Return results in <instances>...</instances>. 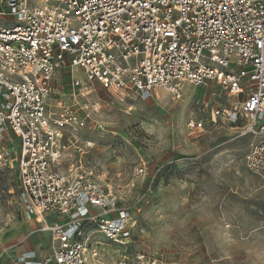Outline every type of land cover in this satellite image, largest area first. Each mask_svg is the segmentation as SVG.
Masks as SVG:
<instances>
[{
	"label": "built area",
	"instance_id": "1",
	"mask_svg": "<svg viewBox=\"0 0 264 264\" xmlns=\"http://www.w3.org/2000/svg\"><path fill=\"white\" fill-rule=\"evenodd\" d=\"M64 70L69 89L56 97ZM213 84L228 106L210 122L251 140L244 165L264 180V0H0V145H15L0 146V170L14 155L19 203L52 239L48 255L6 253L10 264H179L105 259L102 247L129 244L132 211L94 167L64 165L62 143L69 128L100 127L97 85L152 100ZM205 132L190 122L188 136Z\"/></svg>",
	"mask_w": 264,
	"mask_h": 264
},
{
	"label": "rangeland",
	"instance_id": "2",
	"mask_svg": "<svg viewBox=\"0 0 264 264\" xmlns=\"http://www.w3.org/2000/svg\"><path fill=\"white\" fill-rule=\"evenodd\" d=\"M70 76L62 72L56 97ZM96 89L105 103L94 115L100 127L67 129L62 151L64 165L94 167L132 211L129 244L102 247L105 259L151 254L179 264H264V180L244 165L251 140L210 122L212 107L228 106L221 87L186 85L180 97L162 92L152 100ZM193 120H204L206 132L188 136ZM6 145L15 152L10 140ZM18 194L12 155L0 170V264H8L6 253L51 250L50 234L26 215Z\"/></svg>",
	"mask_w": 264,
	"mask_h": 264
},
{
	"label": "snow or ice",
	"instance_id": "3",
	"mask_svg": "<svg viewBox=\"0 0 264 264\" xmlns=\"http://www.w3.org/2000/svg\"><path fill=\"white\" fill-rule=\"evenodd\" d=\"M240 2L243 3L244 0H240ZM224 10H225V11H228L229 9L226 8V9H224ZM117 32H119V29H117ZM115 39H116L115 37H111V38L109 39V42H111L112 40H115ZM78 43H79V42H78ZM116 43H119V41L116 40ZM77 63H79V61H77ZM102 75H103V74H102ZM103 91L106 93V92H107V89L105 88ZM84 95H85L86 97H88L89 99H91V97H90V95H89V93H88L87 91H85ZM80 103L87 105L88 100H87V99H85V100H81ZM128 103L131 104V105H133V106L136 105V101H134V100H128Z\"/></svg>",
	"mask_w": 264,
	"mask_h": 264
},
{
	"label": "crops",
	"instance_id": "4",
	"mask_svg": "<svg viewBox=\"0 0 264 264\" xmlns=\"http://www.w3.org/2000/svg\"><path fill=\"white\" fill-rule=\"evenodd\" d=\"M220 122L223 123L222 121H220ZM218 123H219V122H218ZM218 123H217V124H218ZM223 124L227 125V127H229L231 130H236V129H234L233 127H231L230 124H227V123H223ZM215 125H216V124H215ZM245 139H249V138H245ZM0 146H7V145H6V144H3V145L1 144ZM9 147L11 148V146H9ZM34 219H35V218H34ZM39 222H40V221H39ZM50 236H51V235H50ZM23 252H25V250H22V251H20L19 253L16 252V254H14V256L17 255V254L23 253ZM6 261H7L8 264H10V261H9V259L7 258V256H6Z\"/></svg>",
	"mask_w": 264,
	"mask_h": 264
},
{
	"label": "bare ground",
	"instance_id": "5",
	"mask_svg": "<svg viewBox=\"0 0 264 264\" xmlns=\"http://www.w3.org/2000/svg\"><path fill=\"white\" fill-rule=\"evenodd\" d=\"M162 92L166 93V91H164V90H160L158 93H162ZM89 146H91V145H89ZM135 226H136V223H135Z\"/></svg>",
	"mask_w": 264,
	"mask_h": 264
}]
</instances>
